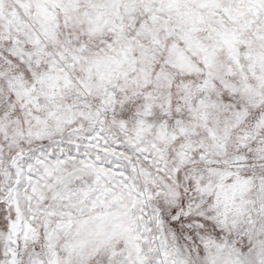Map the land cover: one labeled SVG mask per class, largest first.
I'll use <instances>...</instances> for the list:
<instances>
[{"label": "snow or ice", "instance_id": "obj_1", "mask_svg": "<svg viewBox=\"0 0 264 264\" xmlns=\"http://www.w3.org/2000/svg\"><path fill=\"white\" fill-rule=\"evenodd\" d=\"M0 264H264V0H0Z\"/></svg>", "mask_w": 264, "mask_h": 264}]
</instances>
